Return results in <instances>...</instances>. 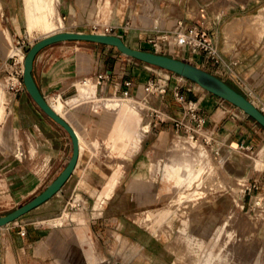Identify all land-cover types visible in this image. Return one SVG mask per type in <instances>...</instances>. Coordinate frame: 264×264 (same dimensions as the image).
Segmentation results:
<instances>
[{
	"label": "crops",
	"instance_id": "obj_1",
	"mask_svg": "<svg viewBox=\"0 0 264 264\" xmlns=\"http://www.w3.org/2000/svg\"><path fill=\"white\" fill-rule=\"evenodd\" d=\"M29 1L27 22L31 27L40 22L43 16L38 13L47 8V3L35 0V5ZM114 1L112 10V0L62 1L61 29L65 26L68 32L97 33L90 29L92 18H98L95 25L106 26L99 19H106L109 14L106 21L112 28L109 35L119 37L132 49L153 53L147 39L159 36L160 32H171L174 22L182 18H148L138 12L137 6L132 10L130 4L123 5V0ZM0 2L5 6L4 15L0 11V68H6L4 61L12 57V45L17 47L19 40L25 38L24 17L11 0ZM145 11L149 14L152 7L147 5ZM242 36L248 40L264 38L260 33L243 32L232 37L224 30L226 46ZM223 52L225 62L234 64L241 83L225 75L220 67H210L204 55L178 57L231 85L260 109L264 106V50L240 52L236 56L231 51ZM121 56L115 47L89 41L54 43L36 55L32 68L34 83L47 104L77 135L78 158L69 178L55 195L16 221L0 227V264H90L95 261L104 264L100 255L116 248L113 242L118 239L131 248L140 247L142 264L167 263L168 254L171 255L169 240L164 236L166 242L162 245L159 242L162 235L157 231L173 221L167 220L168 216L176 215L164 208H150L157 194L151 196L149 179L156 172L167 181L176 179L171 172L173 162L159 157L166 153L170 136L166 129L160 128L154 130L157 133L153 134V142H147L151 137L145 141L149 136L145 130L148 124L142 123L144 107L135 98L159 74L144 62ZM4 72L7 69L0 71V75ZM171 77L176 79L172 90L178 89L186 100L199 104L205 117L204 131L211 137L216 153L224 158L229 173L234 175L230 176L224 167L228 179H242L244 186L246 182L264 196V128L195 82ZM85 79L95 81L96 85L83 86ZM16 87L0 96V215L9 213L5 209L8 202L30 200L44 190L63 171L73 152L67 131L37 105L22 77ZM165 106L170 120L181 113L178 106L170 109ZM180 139H173L171 150H182L185 159L193 158L192 148H182ZM151 155L158 159L153 161ZM193 165L194 162L192 168ZM35 167L38 171H32ZM74 198H81L82 205L90 204L98 215L92 217L87 233L82 229L86 225L84 213L63 212L55 217L64 203L71 204ZM220 208L225 211V202L220 207L215 203L212 209ZM202 226L207 231L210 224ZM185 246L193 247V244Z\"/></svg>",
	"mask_w": 264,
	"mask_h": 264
},
{
	"label": "rangeland",
	"instance_id": "obj_2",
	"mask_svg": "<svg viewBox=\"0 0 264 264\" xmlns=\"http://www.w3.org/2000/svg\"><path fill=\"white\" fill-rule=\"evenodd\" d=\"M11 1L13 6H17L16 8L20 15L23 14L25 38L19 40V43L16 44L17 47L12 45L11 55L12 57H17V64H15L13 58L9 57L4 61L7 64L6 68L4 66L0 68V71L7 69V73L4 72L6 75L4 73L0 75L2 76L0 78V96L1 94L3 96L4 92L8 90V85L11 83L8 76H11V71L15 69L18 70V66L20 65V68L22 67L21 60L33 44L46 36L59 32H68L65 31L67 30L65 26L61 29L62 9L60 7L64 0H44L47 3V8L44 9L43 12L38 13L39 16L43 17L37 25L31 27H29L27 22V9L31 7L30 1ZM32 2L35 5L37 3L35 0H32ZM114 2L115 1L112 0L111 10ZM16 3L18 4L16 5ZM128 4L132 6V10L137 6L138 12L140 14L145 13V16L148 18H160V20L174 18L177 20L175 16H178L179 18L182 17L178 21L182 20L186 27L194 24L202 26L213 39L216 49L221 56L222 50L224 52L231 51L233 56H236L237 53L240 52L264 50V38L248 40L244 39L242 36V38L239 37L237 40L233 41L230 46H226L224 39V30L229 31L232 37H238L240 32L248 35L254 33L264 35V0H123V5ZM147 5L152 7V12L149 14H146L145 11ZM4 8L5 6L0 2V11L3 15ZM108 11L109 9H106V12ZM108 15L106 19H99L100 21L103 20L102 23H106V26L99 25L96 28L93 26H96L95 21L98 20V18L94 16L92 18L94 22L90 26L91 31L101 33L104 32L106 27H110L109 24H107L108 22H106L109 17ZM178 21H175L176 25L174 22L173 28L170 29L171 33L177 27ZM229 22L232 23L229 24ZM171 33H169V35H172ZM106 34H111V32ZM161 34V32L158 33V35ZM8 35L10 36V31H8ZM10 40L12 41L11 37ZM167 42L168 41H166V47L169 50H167L165 54H163V52L158 54L187 62L178 57L182 55L183 49L172 46V41H170L171 44ZM151 49L153 48L151 47ZM119 53L121 52L119 51ZM113 55L117 54L113 52ZM121 55V57L126 59H134L122 53ZM183 57L188 58L189 55L186 53ZM134 60L139 61L137 59ZM204 60L210 67L211 65L216 66L208 60L206 56ZM148 66L156 69L161 79L163 77L165 79L167 78V80H164L165 83L159 82V84L153 85V88H157L158 85H163L165 89L164 94L157 95L156 91L154 94H150L145 98L147 92L143 89L141 95L135 97L139 101L145 98L144 102L149 106L148 110H146V107L142 112V123L149 125V129L145 127V130L149 132V136L145 141L151 137V140L147 142H153V134L157 133L154 131L155 129H166V132L169 133L170 140L166 147V153L159 154V157L160 159L166 157L165 159L168 162H173L171 172L173 174L172 176L176 178L169 179V182L160 178V173L156 172L152 175V178L149 179L151 183L149 189L150 192H152L151 196L155 197V193L157 194L156 199L151 200L152 204L150 208H164L167 211H172V213L176 215L175 217L168 216L167 220L173 221L166 224V226L162 228V231H157L158 235H162L159 241L162 245L165 246L166 239L169 240L171 255L168 254V261L163 264H170L169 262L171 261L172 264H264L263 194L257 193L258 190L249 187L246 182L244 186L242 179H228L229 171L225 167L224 158L221 156V153L220 155L216 153V149L212 146L213 141L210 139L211 137H209L207 132L204 131V128L202 129V132H204L202 134L208 135V141L205 143V146L209 153L204 152L200 143L193 142L187 137L182 136L185 135L183 130L179 131L178 134L180 135H174L176 133L174 124L176 119L170 120L167 116L165 105H167L169 109L172 107H179L181 113L176 118L182 116V105L176 100L174 95L176 91H179L178 89L172 90L176 79L171 77H179V75L166 70L159 72L161 68L151 65ZM4 75L6 78H4ZM157 77L158 75L155 74L151 82L156 83ZM179 81L183 82L180 79ZM186 81L188 82L189 80L186 79ZM12 83L14 84L15 81H12ZM153 88L150 89L153 90ZM112 103L117 104L120 102L113 101ZM1 110L2 105L0 103V111ZM258 110L260 111V109ZM261 113L264 115L263 112ZM177 137L181 138L180 144L182 148H190V150L192 148V155L196 153V146L194 147L192 144H199L201 146L203 161L206 165L194 169L192 168V162L196 159L194 156L195 159L192 157V159L189 157L185 159L181 154L182 150H171L170 144L173 139ZM167 150L170 151L167 153ZM23 154L26 158V154L24 152ZM28 156L31 157L30 152ZM151 156L153 161L158 159L155 155ZM28 160L27 158V161ZM217 161H221L222 163H218ZM113 164H115L114 160ZM32 171H38V169L35 167ZM230 176H232V174H230ZM232 177H234V175ZM220 197L221 199L216 202ZM222 199H224V201ZM30 200H14L12 203L8 202L5 209L11 212L17 205L20 204L19 206H22L21 204L24 205ZM223 202H225V211L222 208L212 209L215 203L216 206L220 207ZM82 203L83 201L81 198L79 199V203L75 206L64 203L62 209L55 217L61 215L63 212H82L86 217V225H82V229L87 233V227L92 217L98 215L91 210L90 204L86 203V205H82ZM12 207L14 208L12 209ZM208 223L210 224L209 229L207 228V231H203L206 227L202 226V224L205 225ZM173 224H176V226H173ZM119 240L120 239L113 242L117 246L111 250L113 252H111L109 248V252L107 249L103 255L99 253V255L102 256L104 264H133L134 262L135 264H142L140 257L143 256V253L140 251V247L134 246L131 248V245L128 246ZM187 244H193V247L185 246ZM163 250H165V247H163ZM112 255L115 256L114 259H110ZM90 264H100V262L95 261L90 262Z\"/></svg>",
	"mask_w": 264,
	"mask_h": 264
},
{
	"label": "water",
	"instance_id": "obj_3",
	"mask_svg": "<svg viewBox=\"0 0 264 264\" xmlns=\"http://www.w3.org/2000/svg\"><path fill=\"white\" fill-rule=\"evenodd\" d=\"M66 41H89L98 44L108 45L115 47L122 54L137 59L148 65L161 68L166 71L173 72L185 79L195 82L202 89L210 92L211 94L227 101L235 107L242 110L246 115L253 118L258 124L264 128V115L242 94L235 91L228 86L224 81L216 76L190 64L172 57L159 55L147 51H140L128 47L119 37L112 35H100L92 33H79V32H63L58 33L46 38H42L31 46L25 56L23 83L26 90L29 92L37 105L56 123L62 126L72 140L73 152L70 161L63 169V171L43 190L40 194L36 195L33 199L24 205L16 208L4 216H0V227L6 226L21 216L25 215L32 209L38 207L46 202L53 195H55L69 178L72 173L78 158V143L77 137L73 129L47 104L38 88L36 87L32 78L33 61L36 55L45 47Z\"/></svg>",
	"mask_w": 264,
	"mask_h": 264
},
{
	"label": "built area",
	"instance_id": "obj_4",
	"mask_svg": "<svg viewBox=\"0 0 264 264\" xmlns=\"http://www.w3.org/2000/svg\"><path fill=\"white\" fill-rule=\"evenodd\" d=\"M111 27H106L104 32L102 33H109L111 32ZM171 32H164L159 36H153L147 39V43L153 48L154 52L156 53H165L167 50L166 41L170 43L172 41V46H177L183 49L182 56L186 53L193 57L197 55H204L208 60H210L213 64L217 67H220L222 72L225 75H231L234 79H236L239 83H241V79L236 75L233 69L232 63H227L221 56V54L217 51L216 45L209 35V33L204 29L202 26L198 24L191 25L186 27L182 20L178 21L177 27L174 31H172V35H169ZM160 41V42H159ZM167 42V43H168ZM161 43V45H160ZM164 71L162 69L159 70ZM13 76L17 78H21V73L14 70ZM102 76L99 75L98 79H101ZM157 82L152 83L149 81L146 86L144 87L145 92H152L155 93L157 91V95H162L165 92L163 85H158L157 88H153V85L159 84V82L165 83L164 80L167 78L161 79V77H157ZM127 83L126 85H128ZM11 90H14L16 85L9 86ZM150 88H153L150 89ZM175 97L178 102L181 103L183 108V113L180 118H176L174 121L176 132L179 133L180 130L186 135L192 134L195 136L197 132H201L203 126L205 124V117L202 114L201 108L197 102L187 101L179 92H175ZM260 111L264 113V106L260 107ZM24 233L22 232L21 235Z\"/></svg>",
	"mask_w": 264,
	"mask_h": 264
},
{
	"label": "bare ground",
	"instance_id": "obj_5",
	"mask_svg": "<svg viewBox=\"0 0 264 264\" xmlns=\"http://www.w3.org/2000/svg\"><path fill=\"white\" fill-rule=\"evenodd\" d=\"M95 27H98L97 25L95 26ZM59 33H63V32H59ZM55 34H58V33H55ZM55 34H52V35H55ZM92 34H100V35H109V34H106V33H92ZM52 35H49V36H52ZM49 36H46V37H49ZM46 37H44V38H46ZM26 56V55H25ZM25 56L22 58V60H21V63H22V67H21V69H18V70H16L17 72H19V73H21V76H22V78H23V72H24V61H25ZM11 58H13V60H14V62H15V64H16V58H15V56L14 57H11ZM5 66H7V64L5 63L4 64ZM14 71V70H13ZM13 71H11V76H8V79L9 80H11V83H9V85H8V90L10 89L9 88V86H12V85H17V83H18V81H19V78H17V77H15V76H13ZM179 77H181V76H179ZM182 79H183V77H181ZM12 81H15V83L13 84L12 83ZM82 85L83 86H90V85H96V82L95 81H93V80H91V79H85L84 81H82ZM150 94H154V93H152V92H150V91H148L147 92V94H146V96H145V98L147 97V96H149ZM145 98L144 99H142L141 101H139L140 102V105L141 106H143L144 107V109H146V107H147V109L146 110H148L149 109V106L144 102V100H145ZM159 102V101H158ZM60 105V104H59ZM59 105L56 107V108H58L59 107ZM53 106H55V105H53ZM51 107V106H50ZM52 109H53V107H51ZM54 110V109H53ZM55 111V110H54ZM56 112V111H55ZM57 113V112H56ZM58 114V113H57ZM147 127H148V129H149V125H147ZM75 133V132H74ZM202 133H204V132H197L196 133V135L195 136H192V134H189V135H182V136H185V137H187L189 140H191V141H193V142H197V143H200L201 145H202V147H203V149H204V152L205 153H209V151L207 150V148H206V146H205V143H207V141H208V135L206 136V135H203ZM76 135V134H75ZM174 135H180V134H178L177 132L174 134ZM76 137H77V135H76ZM77 143H78V137H77ZM194 147L196 146V153L194 154V155H192V156H194L193 157V159H195L194 160V169L195 168H198V167H202L203 165H206V163L203 161V155H202V152H201V146L199 145V144H196V143H193L192 144ZM192 145H191V147H192ZM194 149V148H193ZM78 151H79V144H78ZM210 155V154H209ZM218 163H222L221 161H217ZM216 171H217V169H216ZM218 172V171H217ZM216 172V173H217ZM224 180V179H223ZM79 203V199H77V198H74L73 199V201L71 202V204L72 205H77Z\"/></svg>",
	"mask_w": 264,
	"mask_h": 264
},
{
	"label": "trees",
	"instance_id": "obj_6",
	"mask_svg": "<svg viewBox=\"0 0 264 264\" xmlns=\"http://www.w3.org/2000/svg\"><path fill=\"white\" fill-rule=\"evenodd\" d=\"M227 84V83H226ZM228 86H230L231 88H233L235 91H237L234 87H232L231 85H229V84H227ZM237 92H239V91H237Z\"/></svg>",
	"mask_w": 264,
	"mask_h": 264
}]
</instances>
